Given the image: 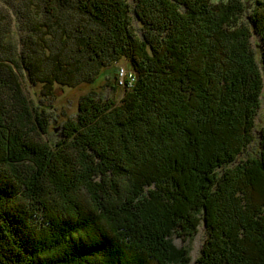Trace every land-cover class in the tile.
<instances>
[{
    "label": "trees",
    "instance_id": "16d2710c",
    "mask_svg": "<svg viewBox=\"0 0 264 264\" xmlns=\"http://www.w3.org/2000/svg\"><path fill=\"white\" fill-rule=\"evenodd\" d=\"M256 2L48 0L40 32L61 46L29 58L39 82L93 83L122 59L136 81L118 105L86 97L50 143L12 69L0 73V264H189L173 236L202 221L196 264H264Z\"/></svg>",
    "mask_w": 264,
    "mask_h": 264
},
{
    "label": "rangeland",
    "instance_id": "374dc122",
    "mask_svg": "<svg viewBox=\"0 0 264 264\" xmlns=\"http://www.w3.org/2000/svg\"><path fill=\"white\" fill-rule=\"evenodd\" d=\"M251 9L256 8V0H243ZM48 0H0V59L7 60L0 63L1 76L15 74L23 94L29 100L32 113L36 116H43L42 119H47V133L43 134L45 141L56 143L64 139L65 125L68 122L76 121L79 115V107L82 100L90 95H95L97 99H113L117 105L121 104L125 95V87L121 88L118 82L117 68H130L127 61L119 60L112 67L102 69L100 75L93 83H81L77 86H63L56 84L53 90L50 91L38 77L32 75V69L27 68L28 60L32 54L40 53L45 50L48 54L54 50L58 51L61 42L58 39L50 36L53 34L52 29L43 28L45 31L40 32L41 27L50 24L48 16L49 10ZM250 12V13H251ZM78 19V16H76ZM77 23V22H76ZM137 24V23H136ZM41 25V26H40ZM76 26L75 24H73ZM139 28V26H137ZM50 28V27H49ZM48 34V35H46ZM67 44L62 45V49ZM252 45L257 55V60L262 66L261 45L259 37L252 38ZM73 51L77 50V46H70ZM69 47V48H70ZM38 50V52H37ZM50 51V52H48ZM68 51V50H67ZM71 51V53L73 52ZM66 53V52H65ZM64 53V55H65ZM44 58L45 63L38 67L48 69L51 59ZM18 59L19 67L13 60ZM2 62V61H1ZM41 63V59H39ZM86 64L85 59L82 60ZM39 76V75H38ZM262 104L259 110L255 132L264 129V94L261 98ZM259 144V138L251 147L255 152ZM249 150L241 155V158H246L249 155ZM87 194V193H86ZM205 222H201L198 231L193 236L178 235L173 236L174 245L186 251V257L190 260L189 264H196L201 255L204 241L206 239Z\"/></svg>",
    "mask_w": 264,
    "mask_h": 264
},
{
    "label": "built area",
    "instance_id": "2783aa9c",
    "mask_svg": "<svg viewBox=\"0 0 264 264\" xmlns=\"http://www.w3.org/2000/svg\"><path fill=\"white\" fill-rule=\"evenodd\" d=\"M136 81V74L130 68H123L119 69L118 73V83L120 84L121 88L126 86L131 87ZM127 84V85H126Z\"/></svg>",
    "mask_w": 264,
    "mask_h": 264
}]
</instances>
